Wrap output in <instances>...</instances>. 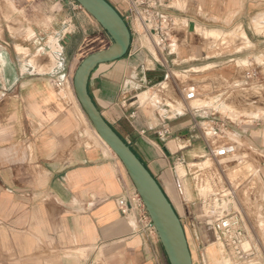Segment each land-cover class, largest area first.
Wrapping results in <instances>:
<instances>
[{
  "label": "crops",
  "instance_id": "0c3cea01",
  "mask_svg": "<svg viewBox=\"0 0 264 264\" xmlns=\"http://www.w3.org/2000/svg\"><path fill=\"white\" fill-rule=\"evenodd\" d=\"M11 1L25 31L14 37L0 34V264H170L158 236L133 233L120 212L116 198L132 183L112 149L87 141L86 113L73 92L78 65L72 55L83 59L106 48L108 35L77 2ZM109 1L126 15L124 0ZM167 1L159 8L162 24L180 22L168 51L161 58L132 38L126 56L92 72L89 93L172 202L194 264H238L233 254L222 253V241L206 220L238 212L250 238L247 211L231 180L244 174L249 182L252 168L264 167V112H250V123L236 125L210 108L230 100L232 87L247 99L248 90L258 93L264 87V32L256 29L264 0ZM138 27L135 22L132 36L140 34ZM197 27L239 28L241 49H231L230 41L224 52L217 47L228 59L214 60L221 55H206L212 36ZM68 34L72 37L64 44ZM220 66L225 71L220 80L229 87L205 98L208 107L192 104L196 98L188 100L171 79L172 69L179 76V71ZM247 71L258 77L248 79ZM190 87L200 96L195 85ZM162 130L168 131L163 137ZM225 145L235 152L217 158L212 152ZM238 149L250 159L234 160L228 173L222 165Z\"/></svg>",
  "mask_w": 264,
  "mask_h": 264
},
{
  "label": "rangeland",
  "instance_id": "374dc122",
  "mask_svg": "<svg viewBox=\"0 0 264 264\" xmlns=\"http://www.w3.org/2000/svg\"><path fill=\"white\" fill-rule=\"evenodd\" d=\"M5 1L6 0H0V34L12 35L13 37L14 35L17 36L24 34L25 24L19 21L18 18L15 16L16 10L12 6V4L9 2L7 3V1L6 2ZM256 19H259L256 22V26H257L256 29L258 31L262 30L264 32V15L262 14V18L260 15ZM158 21H159L158 24L160 25L161 29H158L157 32L147 29V27H144V24H142L141 21H137L139 26L138 31L140 32L141 35L139 34L140 35L139 36L136 33H134L132 38H134L135 42L139 41L140 47H143V49H145L146 51L149 49L153 53L159 54L160 57L162 58V52L163 51L167 52L168 46L170 45L169 43L176 40V36L180 27V22L175 20L174 24H172L170 21L165 19L162 24L161 19ZM28 26H30V23ZM150 26L151 25H149L148 27ZM211 27H208L211 30L201 29L197 27L198 33H202V35H205L204 33L207 32V34L212 36L210 42V46L212 47L210 49L212 52L210 51L206 53V55L207 54L208 56L221 55L219 59H214V60H224V59L227 60L228 57H224V55L221 54L222 50H219L218 48L220 47L224 48L230 43V41L233 42V47H234L231 49H235V50L241 49L240 47L242 46V44L240 46V44L238 43V39L240 35H243L241 29L235 28L227 31H218L212 29ZM166 28L168 29V33H166ZM162 29H163V35H162ZM225 32H227L226 36L223 35ZM139 37H141V39ZM184 44L185 46H190V43H188V41L186 42V40ZM224 51L225 48L223 49V52ZM189 57L190 58L196 57V55H190ZM238 57L239 54L236 55V58ZM81 58L82 56L80 55L79 56L75 54L72 55V59H73L72 61L75 63V67L80 63V61L82 60ZM203 61L206 62L207 60L204 59ZM209 61L210 60H208L207 62ZM236 61L237 63H240L239 60ZM210 67H212V65ZM223 67L224 66H220V68L204 70L201 72H195L194 70L179 71V72L177 71L180 74L179 76L175 75L174 73L176 71L172 69L171 79L177 81L184 95L186 94L187 89L190 86L195 85L197 89V94H200V96L196 97V99L194 100V102H192V104H196L197 106L199 105V107H208L210 106V103L205 98L212 97L211 96L212 93H219V94L223 93L225 89L229 87V82L220 80V76H224V72H225L224 70L221 69ZM216 69H221V70L216 71ZM223 81L225 85H223ZM232 89L233 90H230L232 92V96L229 98L230 100L227 101L222 100L225 103L219 101L217 104H215L216 106L211 107L210 109L217 110L219 112V115L224 116L226 121L234 123L236 125H243L244 123H250L251 117L248 116V113L250 112L252 113H255L257 111L264 112V87H261V89L258 88L259 90L258 93H254V91L248 90V92H250V94L248 93L249 94L248 99L244 98V95H241V97H239L240 94L238 92V89L233 87ZM156 91L152 90L150 94H154V92ZM254 94H257V96H255ZM142 97L143 96L141 94L140 99ZM201 97H204V100ZM245 99L247 100L245 101ZM148 106H150V104H148ZM253 116L256 115L253 114ZM83 121H84L83 123L85 127L87 141L88 142L89 141L95 142L97 140L103 141L98 138V133L96 132L95 128L93 127L87 115L83 117ZM220 127L224 130V127L222 126ZM250 156L251 154L242 152L240 149H238L233 156H230L227 159H225L224 161L225 163L222 166L229 173L233 168L231 166L232 164H234V160L237 159L242 161V160L250 159ZM258 164L259 163H257V166ZM258 167H260V165ZM260 168L261 171H257L256 169L252 168V171L250 172L251 176L248 178L249 182L245 181L246 178L244 174H243L244 176L241 175V177H239V175L236 174L237 176L235 175L233 180L230 179L232 181V190L235 192L236 197L241 201L243 207H245L247 211L246 218H247V227L249 226L248 228L249 230L251 226V231H249L250 234L249 240L251 241L250 243L256 251L255 255H252L247 260L241 261L239 259H236L239 262L238 264H264V180L262 179L260 174V173L264 174V167L263 168L260 167ZM234 206L236 209H238L237 203H234ZM260 223L261 225L263 224V226H260ZM215 244L217 245V243ZM192 247L194 248L195 251L193 240H192ZM221 248H222V253L226 254L223 244ZM216 253H219L218 250H216ZM217 260L218 261L220 260L219 256L217 257ZM196 261L198 262V257H196Z\"/></svg>",
  "mask_w": 264,
  "mask_h": 264
},
{
  "label": "water",
  "instance_id": "95a60500",
  "mask_svg": "<svg viewBox=\"0 0 264 264\" xmlns=\"http://www.w3.org/2000/svg\"><path fill=\"white\" fill-rule=\"evenodd\" d=\"M101 26L110 44L85 56L73 75L75 95L99 135L123 164L131 183L138 190L170 264H194L184 225L167 194L132 147L106 120L89 93L92 72L102 63L123 58L132 44L131 29L109 0H75ZM191 28L194 24L191 23ZM68 34L64 44L69 42Z\"/></svg>",
  "mask_w": 264,
  "mask_h": 264
},
{
  "label": "built area",
  "instance_id": "2783aa9c",
  "mask_svg": "<svg viewBox=\"0 0 264 264\" xmlns=\"http://www.w3.org/2000/svg\"><path fill=\"white\" fill-rule=\"evenodd\" d=\"M76 2L75 0H70ZM127 4V12L124 16L131 32H136L135 22L141 21L144 27L151 31L157 32L161 29L158 24L162 15L159 8L166 5L167 0H124ZM151 25L150 27H148ZM163 35V29H162ZM248 79H256L258 73L256 71H247ZM186 98L192 100L196 98V91L189 87L186 92ZM167 130H162L160 136H165ZM235 152V147L225 145L219 148L216 152H212L217 158L227 157ZM118 207L122 215L127 218L133 227V233L146 234V236L157 235L151 217L143 203V200L136 189L131 184L125 187L123 192L116 198ZM206 224L219 235L220 240L225 248L226 254H233L237 259L244 261L249 259L254 254L253 246L246 243L249 241L246 229L244 227L243 217L238 212H232L224 215H215L206 220ZM158 236V235H157Z\"/></svg>",
  "mask_w": 264,
  "mask_h": 264
},
{
  "label": "bare ground",
  "instance_id": "6f19581e",
  "mask_svg": "<svg viewBox=\"0 0 264 264\" xmlns=\"http://www.w3.org/2000/svg\"><path fill=\"white\" fill-rule=\"evenodd\" d=\"M6 1H7V3L9 2V3L12 4V1H11V0H6ZM6 1H5V2H6ZM12 6H13V5H12ZM11 8H13V7H11ZM9 9H10V8H9ZM259 19H260V18H259ZM259 19H256V22H257ZM52 41H53V40H52ZM53 46H54V45H53ZM146 91H147V90H146ZM148 93H149V92H148ZM139 94H140V93H139ZM151 96H152V95H151ZM151 96H150V97H151ZM206 103H207V102H206ZM198 106H199V105H198ZM93 127H94V126H93ZM95 130H96V129H95ZM96 132H97V131H96ZM97 133H98V132H97ZM98 138L101 139V140H103L102 142L105 143V144L111 149V147L106 143V141H105L104 139H102V137L99 135V133H98ZM179 167H180V166H179ZM179 170H180V172H182V173L184 172V168H182V167L179 168ZM236 201H237V200H236ZM218 240H220V238H219ZM220 241H221V240H220ZM250 242H251V241L249 240V241L246 243V245H247V244H251ZM221 243H222V242H221ZM213 245H214V244H213ZM248 246H249V245H248ZM218 248H219V247H218ZM217 254H218V253H217ZM215 259H216V258H215ZM227 260H228V259H227ZM220 261H221V260H220ZM218 262H219V261H218ZM221 262H223V261H221ZM222 264H223V263H222ZM224 264H226V260L224 261Z\"/></svg>",
  "mask_w": 264,
  "mask_h": 264
}]
</instances>
